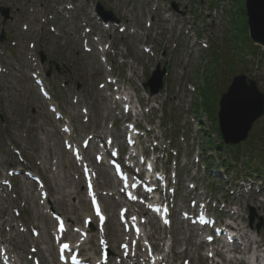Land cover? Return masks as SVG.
<instances>
[{"label":"rangeland","instance_id":"rangeland-1","mask_svg":"<svg viewBox=\"0 0 264 264\" xmlns=\"http://www.w3.org/2000/svg\"><path fill=\"white\" fill-rule=\"evenodd\" d=\"M176 1L178 5L174 17L179 30L176 25L171 33L166 29L170 21L164 20L165 13L169 11L166 9L170 6L169 0H158L149 28L144 26L145 10L151 7L152 2L72 0L75 10L71 16L75 26L79 23L81 12L100 3L104 11L121 17L124 25H132L139 30L134 36H129L127 32L104 36L103 40H109L116 46L117 54L125 60L122 66L115 63L104 67L97 63L94 54L84 53L74 37L60 32L65 24L62 19L55 24L58 31L55 35L40 29L41 15L34 10L29 12V7H36L40 0H0V7L8 8L10 17L1 24L3 19L0 15V33L4 35L0 41V67L4 70L0 72V239L12 250V258L17 264H30L26 257L31 248L38 252L36 255L42 261L40 249L48 263L45 249L50 245L53 262L57 263L51 239L54 228L51 212L63 214L66 226L75 229L82 228L83 218L90 216L79 168L72 164L62 140L68 139L70 134L76 144L90 136L100 142L106 136H112L117 145L122 142L120 135L126 130L122 121H132L135 115L125 116L118 109L111 84L107 85V89L100 88L106 78L112 76H117L120 85L127 88L125 91L142 102L139 109L131 112L139 114L136 123H142L147 136L153 137L157 143L153 149L157 157L155 166H161L167 173L174 170L176 175V197L170 226L162 227L155 219H150L147 225H143L140 247L148 241L153 250L164 255L165 263L161 264H183L184 260L189 264H264V167L257 165L256 161L261 159L256 157V153L248 152V142L245 141L240 144L237 165L226 164L236 153L219 143L216 121L219 96L233 76L243 74L253 79L264 96V51L248 38L243 0H233L232 4L227 2L223 6V12L230 19L228 22L226 18L220 20L210 15L215 9H207L211 0H201L200 3V0H172ZM44 2L48 4L49 0ZM51 7L48 5L49 10ZM215 10L221 14L218 8ZM170 11L173 12L172 9ZM190 15L199 20L196 32L198 37L207 41L206 49L195 46L188 33L184 32L187 30L190 33L187 29L189 23L184 22ZM23 23L28 26L26 31L21 30ZM11 40L15 41V46L9 45ZM31 41L35 43L32 52L27 48V43ZM173 44L175 47L172 48ZM143 46L149 48L148 53L143 52ZM39 52L43 56L42 63L36 57ZM31 54L36 58L32 60ZM156 68H165L168 73L161 80L160 93L149 96L140 87ZM42 71L44 76L40 75ZM47 71L48 76L45 74ZM33 73H39L45 82L52 98L50 103L57 107L62 121L54 119L37 94L31 79ZM206 89L211 91L212 96L208 105H205L202 96ZM60 126H65L67 133L60 132ZM263 127L264 114L253 124L246 141L259 146L260 141L254 138ZM93 139H90V146L103 150ZM206 139L209 143H205ZM139 142L145 144V138L142 137ZM140 148L146 152L151 150L149 146L140 145ZM245 151L248 153L243 156ZM107 159L106 155L104 161ZM91 160L94 162L92 155ZM221 161L225 164L221 165ZM94 164L98 169L99 186L103 187L100 201L112 193L109 198L116 203L113 213L103 208L104 215L109 218L101 227V235L110 245L108 258L111 261L108 264H141L139 259L142 261L145 255L140 248L139 259L126 260L120 256L119 249L124 236H115L111 241V222L118 223L117 214L122 205L117 191L119 185L111 178L109 167ZM244 165L249 169L244 170ZM18 168L39 176L45 197L42 198L40 189L24 177H8V170ZM101 173L104 174L103 179ZM249 176L254 183L248 185ZM5 179L8 180L7 185L3 184ZM103 180L107 185H101ZM239 180L247 182L240 186ZM188 183L197 186L194 192ZM201 193L211 198L208 206L213 208L220 222L227 218L228 223L237 228L238 244L220 249V244L204 243L206 233L196 231L188 221L180 219L177 210L191 209L190 200L196 201ZM80 200L85 202L87 211L82 209ZM250 209L254 214L251 226L248 225ZM131 210L142 213L143 207L134 204ZM94 223L91 222L89 227L90 243L81 252L90 262L98 256L97 239L100 234L96 232ZM256 224H260L257 231ZM32 227L38 230L36 238L31 236ZM69 239L75 240L73 237ZM248 240L257 241L256 245ZM215 247L218 254L208 258L206 255L213 253ZM118 258L125 262H116ZM41 264H44L43 261Z\"/></svg>","mask_w":264,"mask_h":264},{"label":"water","instance_id":"water-1","mask_svg":"<svg viewBox=\"0 0 264 264\" xmlns=\"http://www.w3.org/2000/svg\"><path fill=\"white\" fill-rule=\"evenodd\" d=\"M97 8L102 12L104 20L110 18V14L103 12L100 6ZM243 9L248 38L264 50V0H243ZM0 14L6 19L8 9L0 7ZM2 39L1 33L0 40ZM163 73L164 69L156 68L144 83V87L149 86L151 94L157 93L161 88ZM263 111L264 96L257 89L255 81L243 74L233 76L218 99V128L224 144L236 145L245 140L252 125L262 116ZM252 218L253 211L250 209L249 224Z\"/></svg>","mask_w":264,"mask_h":264},{"label":"bare ground","instance_id":"bare-ground-1","mask_svg":"<svg viewBox=\"0 0 264 264\" xmlns=\"http://www.w3.org/2000/svg\"><path fill=\"white\" fill-rule=\"evenodd\" d=\"M87 156V154L85 155V157ZM68 161H69V163H70V165H71V162H70V160L68 159ZM91 169H92V173H95L96 172V168L94 167V166H91ZM101 178H103L104 177V174L103 173H101ZM76 178V180L77 181H79V178H78V176H76L75 177ZM99 181L97 180V179H94V186H95V189H96V194L98 195V196H103V194L101 193V189H103V187H101L100 188V186H99V183H98ZM101 185L102 186H105V185H107V183L105 182V181H102L101 182ZM82 201V202H81ZM80 203H82V209L83 210H85V211H87V209H86V206H85V202L83 201V200H80ZM101 203H102V206H103V208H105L108 212H111V213H113V208H114V206H115V204L116 203H114L112 200H111V198H109V196H106V197H103L102 198V201H101ZM112 215V214H111ZM254 215V214H253ZM107 218L108 217H106V219L105 220H107ZM112 218V217H111ZM108 221H109V218H108ZM107 222V221H106ZM112 224H111V228H110V231H109V233L111 234V241H114V237L115 236H121L122 235V233L120 232V227H119V223H116V222H111ZM121 226V225H120ZM45 233L47 234V231L45 230ZM114 233H116V234H114ZM123 234H124V236H127V234L126 233H124L123 232ZM247 239H249V237H247ZM30 241V240H29ZM33 241V240H32ZM92 241V240H91ZM248 241H250V242H252L253 244H255L256 245V242L257 241H251V240H248ZM88 243H90V239H88L85 243H84V245H83V248H84V246L85 245H88ZM107 243H108V246L110 247V245H109V241L107 240ZM103 245H105L104 243H102ZM85 250V249H84ZM45 251L47 252V254H48V256H49V261H48V263H46V257H45V255H44V253H42L41 252V250L39 249V253H40V255H41V258H42V261H43V263L44 264H49V262L51 263V264H56L55 262H53V253H52V247H51V245L49 246V248H47V249H45ZM51 258V259H50Z\"/></svg>","mask_w":264,"mask_h":264},{"label":"trees","instance_id":"trees-1","mask_svg":"<svg viewBox=\"0 0 264 264\" xmlns=\"http://www.w3.org/2000/svg\"><path fill=\"white\" fill-rule=\"evenodd\" d=\"M203 98H204V101H205V105H208L210 102H211V91L208 89L205 90V92L202 94ZM209 100V101H208ZM197 109V108H196ZM209 117H212V114H209L208 115ZM254 139H258L260 141V145L258 146L257 144L253 143V142H249V141H246L245 140V143H246V148L249 149V153L250 154H254L256 153V157L258 159H261L259 161H256L257 162V165L260 166V167H263L262 165H264V162L262 161V159L264 158V127L263 128H260L259 129V132L258 134H256V138ZM242 145V144H241ZM240 144L232 147V146H227V148H229V151H234L236 154L232 155L230 157V160L236 165V163L239 162V149H241ZM245 151V153H243V156L246 155V153H248ZM238 153V154H237ZM252 156L250 157V160H251ZM243 169L244 170H248L249 168L247 166H243ZM251 175V174H250Z\"/></svg>","mask_w":264,"mask_h":264},{"label":"snow or ice","instance_id":"snow-or-ice-1","mask_svg":"<svg viewBox=\"0 0 264 264\" xmlns=\"http://www.w3.org/2000/svg\"><path fill=\"white\" fill-rule=\"evenodd\" d=\"M93 203L95 205V201H93ZM96 211H97V215H100V211H99V207L98 206H96ZM101 219H103V217H101ZM165 223H167V221H165ZM209 239H211V237H209ZM101 243H104V241H101ZM62 247L67 248L68 245L67 244H63ZM121 247L127 249L128 246L127 245H122ZM209 255H211V253H209ZM185 264H187V262H185Z\"/></svg>","mask_w":264,"mask_h":264}]
</instances>
